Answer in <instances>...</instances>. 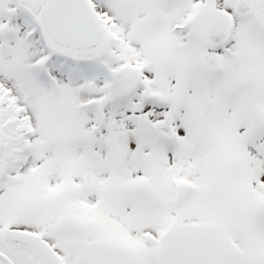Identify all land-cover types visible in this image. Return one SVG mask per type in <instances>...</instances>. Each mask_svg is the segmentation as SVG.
I'll return each instance as SVG.
<instances>
[{"label": "snow or ice", "instance_id": "6c2138e0", "mask_svg": "<svg viewBox=\"0 0 264 264\" xmlns=\"http://www.w3.org/2000/svg\"><path fill=\"white\" fill-rule=\"evenodd\" d=\"M0 264H264V0H0Z\"/></svg>", "mask_w": 264, "mask_h": 264}]
</instances>
